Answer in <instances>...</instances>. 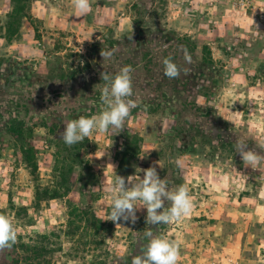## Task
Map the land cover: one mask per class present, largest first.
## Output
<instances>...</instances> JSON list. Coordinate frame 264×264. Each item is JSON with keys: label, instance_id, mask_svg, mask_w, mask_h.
<instances>
[{"label": "rangeland", "instance_id": "obj_1", "mask_svg": "<svg viewBox=\"0 0 264 264\" xmlns=\"http://www.w3.org/2000/svg\"><path fill=\"white\" fill-rule=\"evenodd\" d=\"M90 2L78 16L72 0H0V213L16 245L34 264H131L151 229L179 244V264H264V159L253 169L237 152L264 157V0ZM167 57L179 78L164 76ZM125 65L137 107L124 129L66 145V124L104 107L100 73ZM109 164L187 184L192 213L114 223Z\"/></svg>", "mask_w": 264, "mask_h": 264}, {"label": "clouds", "instance_id": "obj_2", "mask_svg": "<svg viewBox=\"0 0 264 264\" xmlns=\"http://www.w3.org/2000/svg\"><path fill=\"white\" fill-rule=\"evenodd\" d=\"M78 16H83L91 11L90 0H72ZM131 38V37H129ZM111 52L101 51L103 60L110 58ZM185 59L190 64L191 58L185 52ZM163 74L169 79L179 78L180 67L173 62L171 57L162 61ZM184 74L190 72L189 68L183 69ZM132 67L125 65L114 75L101 72L104 86L101 88L100 101L103 109L95 115L79 116L70 120L63 131L62 139L69 147L82 142L93 133L103 134L110 130L124 129L125 121L131 112L137 107V103L131 99L133 96ZM118 132V133H119ZM247 145L237 144V152L240 153L245 166L255 169L264 157L256 151L245 150ZM112 166L114 176L106 191L111 196L110 219L135 223L138 219V210L146 209V223L153 226L170 224L188 217L194 207V197L190 193L187 184H181L175 189H170L168 181L161 179L154 166L147 169H139L144 173L127 178L117 175L115 166ZM166 203L170 206L165 207ZM17 226L6 214L0 213V251L11 249L17 242ZM147 243L139 254L134 255L131 264H179V244L165 235H155L151 229L145 231Z\"/></svg>", "mask_w": 264, "mask_h": 264}, {"label": "trees", "instance_id": "obj_3", "mask_svg": "<svg viewBox=\"0 0 264 264\" xmlns=\"http://www.w3.org/2000/svg\"><path fill=\"white\" fill-rule=\"evenodd\" d=\"M70 224L73 225V221H70ZM14 251H16V255L13 256V264H34V261L31 258H34L33 255H31L28 251L30 248V245L26 243H20L19 245H14L13 246ZM42 248L37 249L36 251L34 250L33 253H39L41 255ZM29 253V254H28ZM42 264V263H38ZM110 264H119L115 262L114 260Z\"/></svg>", "mask_w": 264, "mask_h": 264}]
</instances>
